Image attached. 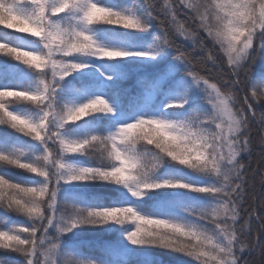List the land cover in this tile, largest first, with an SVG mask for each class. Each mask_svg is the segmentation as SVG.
Masks as SVG:
<instances>
[{
  "label": "snow or ice",
  "instance_id": "snow-or-ice-1",
  "mask_svg": "<svg viewBox=\"0 0 264 264\" xmlns=\"http://www.w3.org/2000/svg\"><path fill=\"white\" fill-rule=\"evenodd\" d=\"M0 26V264H264V0H0Z\"/></svg>",
  "mask_w": 264,
  "mask_h": 264
},
{
  "label": "trees",
  "instance_id": "trees-1",
  "mask_svg": "<svg viewBox=\"0 0 264 264\" xmlns=\"http://www.w3.org/2000/svg\"><path fill=\"white\" fill-rule=\"evenodd\" d=\"M105 2H112V0H105ZM121 2H125V3H132L133 0H121ZM181 19H183V14H181ZM2 27V26H0ZM151 32L152 29H149V31L147 33H143L140 34V38H142V40L144 41V46H146L147 42H150L151 40ZM183 38H177V43H179ZM128 46L129 47H136L137 45L134 43L133 40H129L128 41ZM157 60H161V64L162 65H167L169 62L172 61V56L171 55H166L165 53H160V55L157 56ZM140 74L138 73H134L132 74L128 79H126L123 82V86L127 87V88H133L136 86V82H137V78ZM176 75L182 76L183 73H179L177 72ZM22 170L19 169H11L10 170V175L16 176L19 174V172ZM193 180H204L205 177L203 176H196L193 175L192 177H190ZM93 194H100L103 195L105 194L106 190L105 189H92L91 190ZM194 197L196 196H200L201 198H203V194H193ZM0 217H3V213L0 212ZM9 219H15V216L11 215L9 216ZM71 235V234H69ZM115 234L113 233H103V234H87L83 237V239L88 240V241H92L94 243H111L115 240ZM83 251L87 254L90 253L92 255H99V249L96 247H85L83 249ZM153 255H158L161 256V258L165 261V264H194L193 261L189 260L190 258H182L179 257L177 254L175 253H167L164 252L163 250H155L153 253ZM5 256V253L3 251H0V257ZM249 259L252 260H258V256L253 255L252 257H249Z\"/></svg>",
  "mask_w": 264,
  "mask_h": 264
},
{
  "label": "rangeland",
  "instance_id": "rangeland-1",
  "mask_svg": "<svg viewBox=\"0 0 264 264\" xmlns=\"http://www.w3.org/2000/svg\"><path fill=\"white\" fill-rule=\"evenodd\" d=\"M125 59H133V58H125ZM137 59H139V58H137ZM156 59H157V57H156Z\"/></svg>",
  "mask_w": 264,
  "mask_h": 264
}]
</instances>
